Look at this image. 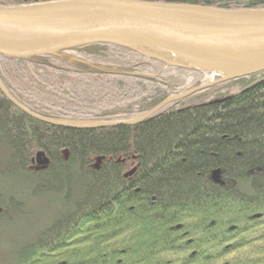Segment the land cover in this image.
<instances>
[{
    "label": "trees",
    "instance_id": "trees-1",
    "mask_svg": "<svg viewBox=\"0 0 264 264\" xmlns=\"http://www.w3.org/2000/svg\"><path fill=\"white\" fill-rule=\"evenodd\" d=\"M143 1L264 9V0ZM209 78L108 44L0 55L1 86L35 116L0 91V222L28 200L60 205L0 264H264V71L122 124Z\"/></svg>",
    "mask_w": 264,
    "mask_h": 264
},
{
    "label": "water",
    "instance_id": "water-1",
    "mask_svg": "<svg viewBox=\"0 0 264 264\" xmlns=\"http://www.w3.org/2000/svg\"><path fill=\"white\" fill-rule=\"evenodd\" d=\"M94 44L130 49L168 66L219 74L218 79L172 96L139 118L122 123L133 125L170 102L222 82L264 71V9H219L143 0L0 4L2 56L31 58ZM0 91L20 110L35 117L1 84ZM40 120L72 127L118 124ZM132 173L133 170L128 175Z\"/></svg>",
    "mask_w": 264,
    "mask_h": 264
},
{
    "label": "rangeland",
    "instance_id": "rangeland-1",
    "mask_svg": "<svg viewBox=\"0 0 264 264\" xmlns=\"http://www.w3.org/2000/svg\"><path fill=\"white\" fill-rule=\"evenodd\" d=\"M218 78L219 75L214 76L210 74V78L207 82L214 81ZM223 83L225 82L214 86H220ZM17 196L19 197V195ZM59 213L60 205L59 201L56 199L46 198L39 202L33 200L26 201L23 208L16 211L13 219L0 222V260H5L6 258L11 257V255L16 252L17 244L40 230L47 221L54 220Z\"/></svg>",
    "mask_w": 264,
    "mask_h": 264
},
{
    "label": "bare ground",
    "instance_id": "bare-ground-1",
    "mask_svg": "<svg viewBox=\"0 0 264 264\" xmlns=\"http://www.w3.org/2000/svg\"><path fill=\"white\" fill-rule=\"evenodd\" d=\"M210 74H212V75H216V76H218L219 74L218 73H216V72H209Z\"/></svg>",
    "mask_w": 264,
    "mask_h": 264
}]
</instances>
